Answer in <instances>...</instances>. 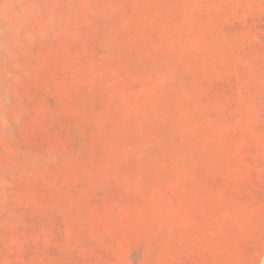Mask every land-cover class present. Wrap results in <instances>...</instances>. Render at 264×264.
I'll return each mask as SVG.
<instances>
[{"label": "rangeland", "instance_id": "obj_1", "mask_svg": "<svg viewBox=\"0 0 264 264\" xmlns=\"http://www.w3.org/2000/svg\"><path fill=\"white\" fill-rule=\"evenodd\" d=\"M0 264H264V0H0Z\"/></svg>", "mask_w": 264, "mask_h": 264}]
</instances>
